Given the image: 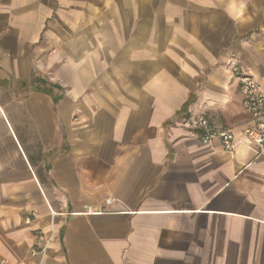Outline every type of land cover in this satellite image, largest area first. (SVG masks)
Instances as JSON below:
<instances>
[{
	"label": "crops",
	"instance_id": "1",
	"mask_svg": "<svg viewBox=\"0 0 264 264\" xmlns=\"http://www.w3.org/2000/svg\"><path fill=\"white\" fill-rule=\"evenodd\" d=\"M240 73L264 0H0V264H264Z\"/></svg>",
	"mask_w": 264,
	"mask_h": 264
},
{
	"label": "built area",
	"instance_id": "2",
	"mask_svg": "<svg viewBox=\"0 0 264 264\" xmlns=\"http://www.w3.org/2000/svg\"><path fill=\"white\" fill-rule=\"evenodd\" d=\"M236 73H239L240 67L233 66ZM240 90L243 97V105L247 110L252 122V127L246 128L247 138L254 142L258 147L264 148V88L249 73H240ZM192 126L203 130L202 141L211 142L219 138L223 148L226 151H233L236 146V136L231 129H217L210 125L208 118L200 114L192 120ZM110 202V199L107 200ZM45 246L40 249H34L33 254L43 252Z\"/></svg>",
	"mask_w": 264,
	"mask_h": 264
},
{
	"label": "rangeland",
	"instance_id": "3",
	"mask_svg": "<svg viewBox=\"0 0 264 264\" xmlns=\"http://www.w3.org/2000/svg\"><path fill=\"white\" fill-rule=\"evenodd\" d=\"M251 119V118H250ZM252 121V120H251Z\"/></svg>",
	"mask_w": 264,
	"mask_h": 264
}]
</instances>
